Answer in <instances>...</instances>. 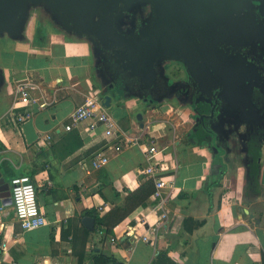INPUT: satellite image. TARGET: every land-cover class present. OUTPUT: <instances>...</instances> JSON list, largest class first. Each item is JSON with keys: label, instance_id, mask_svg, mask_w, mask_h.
<instances>
[{"label": "crops", "instance_id": "0c3cea01", "mask_svg": "<svg viewBox=\"0 0 264 264\" xmlns=\"http://www.w3.org/2000/svg\"><path fill=\"white\" fill-rule=\"evenodd\" d=\"M26 44L0 52V173L7 184L13 172L32 177L46 225L23 230L11 202H3L0 264H98L95 258L101 255L117 264L159 259L160 264H264V145L260 159L228 155L220 165L206 143L192 140L196 115L187 103L166 99L147 106L131 98L113 101L108 109L130 139L106 138L102 129L90 135L77 129L83 146L61 159L53 148L68 134L69 115L101 91L92 47L62 30ZM30 76L40 84L35 96L46 104L43 109L15 99L16 83ZM24 115L29 119L20 122ZM127 140L138 144L127 145ZM118 145L122 150L115 149ZM152 145L174 188L164 189L158 200L150 198L106 235L96 229L94 216L124 207L149 180L155 186L144 173L149 165L144 149ZM98 154L109 161L96 169L92 161ZM85 217L94 218L93 230L85 227ZM155 226V235L147 233ZM85 230L89 234L80 261ZM143 235L154 238V245Z\"/></svg>", "mask_w": 264, "mask_h": 264}, {"label": "water", "instance_id": "95a60500", "mask_svg": "<svg viewBox=\"0 0 264 264\" xmlns=\"http://www.w3.org/2000/svg\"><path fill=\"white\" fill-rule=\"evenodd\" d=\"M240 3L239 10L244 3L251 4ZM39 4L47 7L56 24L60 23L59 30L91 44L107 109L113 101L120 103L131 98L147 106L177 99L192 107L196 115L192 140L206 143L216 155L220 152L225 156L228 143L221 139V131L235 113L239 94L253 110L247 113L252 118L248 124L254 126L264 120V112H259L251 101L254 90H259L257 84L251 86L247 82L242 63L239 68L234 67L229 48L221 47L233 45L243 34L234 15V0H0V34L26 43L29 9ZM147 11L149 18L144 19ZM171 62L181 64L186 79L178 77L172 81L167 76ZM252 68L256 74V68ZM34 77L29 78L40 86ZM3 84L4 71L0 67V87ZM137 119L142 122V114ZM239 128L235 130L239 132ZM260 128L256 129L261 131ZM256 129L249 127L243 139L256 141L247 136ZM262 145L258 141L259 152L252 157L260 159ZM218 158L223 164L224 156ZM0 197L3 202L11 201L10 184L1 173ZM83 222L87 229H94V218L85 217Z\"/></svg>", "mask_w": 264, "mask_h": 264}, {"label": "built area", "instance_id": "2783aa9c", "mask_svg": "<svg viewBox=\"0 0 264 264\" xmlns=\"http://www.w3.org/2000/svg\"><path fill=\"white\" fill-rule=\"evenodd\" d=\"M40 91V86L34 82L31 78L22 82H17L14 90V96L16 100L23 103L37 105L39 109L46 107L45 103L39 102L40 100L35 94ZM29 115L20 116L19 121L25 122L29 119ZM81 128V129H80ZM73 129H79L81 133L90 135L98 132L100 129L103 131V135L106 138H112L119 141L125 140L128 134L121 130L115 118L109 113L108 109L103 105L101 91L98 90L94 94L89 95L84 103L78 106L68 117V122L65 125L66 131H72ZM47 144L51 143V137L45 136L43 138ZM130 139V138H129ZM135 144H138L136 140H132ZM127 140V145L132 143ZM117 151L122 150V146H116ZM159 151L155 146H148L144 149V155L149 162L148 167L144 170V173L150 176L155 181V191L151 198L158 200L162 197L164 189H173L174 180L168 176L162 174L165 170L164 165L158 160L157 156ZM109 161L108 156L98 154L92 164L94 168L99 169L105 166ZM11 191V205L14 208L16 217L20 222L23 230H35L46 225V219L40 211L38 204V191L32 177L28 175H19L12 179L10 184ZM3 200L0 197V225L3 223ZM166 215H162V219H165ZM150 234H156L157 228L152 227L148 229ZM143 241L154 245V238L149 235H143ZM113 240V239H112Z\"/></svg>", "mask_w": 264, "mask_h": 264}, {"label": "flooded vegetation", "instance_id": "af4514ba", "mask_svg": "<svg viewBox=\"0 0 264 264\" xmlns=\"http://www.w3.org/2000/svg\"><path fill=\"white\" fill-rule=\"evenodd\" d=\"M244 1H248L249 3L251 2V4L249 5L244 3L242 9L239 10L240 6L242 5L240 2ZM234 3V15L238 18L237 25L242 27L243 34L240 38L234 40L233 45H224L221 47L229 48L228 53L231 54L234 59V67L239 68V62L242 63V71L244 74L247 72V82L250 83L251 86L257 84L259 90H254L251 101L256 107L260 109L259 112H264V0H234ZM149 12L148 15L144 17V19L149 18ZM173 65L177 66L176 71L180 74H178V77L186 79L187 77L183 71V68L178 64H175V62L170 64V67ZM252 65L256 68L258 83L256 82V74L252 68ZM241 87L243 86H239V88ZM241 96L243 95L239 94L235 99V115L233 114V117L230 118L231 120L228 119L230 121H226L224 123V129L226 130L228 128L234 129L236 127H240V133L237 135L234 134L235 140L233 139L234 141L231 142V134L226 132L224 134V131H221V139L224 141V143H228V147L226 148L228 150V154L225 156V154H220L219 152V154L216 155V159L221 165L222 162L218 158L220 156H224L226 160V157L230 154V156H237L238 160H242V158L247 157V155L249 157V155L252 156V154L259 152L257 149L258 141L263 142L264 145V120H261L254 126L248 124L252 118L249 117L247 113H252L253 110L247 103L246 98ZM245 115H247V117H244ZM242 120H248V122L242 123L238 126L237 123L241 122ZM256 126L261 127L260 129L262 130L258 131ZM249 127L255 128L256 130L247 133V136L255 137L256 141L252 140L251 142H247L243 139V134ZM239 141L240 144L238 143ZM263 145L261 147V153L263 150ZM232 149L233 152L231 153ZM235 150L239 152L236 153Z\"/></svg>", "mask_w": 264, "mask_h": 264}, {"label": "trees", "instance_id": "16d2710c", "mask_svg": "<svg viewBox=\"0 0 264 264\" xmlns=\"http://www.w3.org/2000/svg\"><path fill=\"white\" fill-rule=\"evenodd\" d=\"M35 43H39V38H37ZM82 146L83 140L80 137L79 131L77 129H73L72 131H68V134L62 139L61 144L53 148V150L56 156L61 159H65L76 152L78 149H80ZM10 169L11 168H8V171H10ZM15 177L16 175L14 174V172L9 174L10 183ZM154 191L155 186L153 182L149 180V182L145 186L130 194V197L128 198L127 203L124 207L118 208L104 217H98L97 215H95L94 217H96V229H100L106 235H111L112 229L116 227L121 221H123L131 212H133L136 208L147 205L149 203V199L151 198ZM87 213L91 215L93 214L92 212ZM88 234L89 231L85 230L83 236V248L80 252V261L84 258V248L87 242ZM162 256L165 257V255ZM159 260L154 264H160ZM95 262L98 264H117L113 257H107L103 255L96 257Z\"/></svg>", "mask_w": 264, "mask_h": 264}, {"label": "rangeland", "instance_id": "374dc122", "mask_svg": "<svg viewBox=\"0 0 264 264\" xmlns=\"http://www.w3.org/2000/svg\"><path fill=\"white\" fill-rule=\"evenodd\" d=\"M29 14H30V16H29V19L26 23V29H27V34H29L27 36H28V41L30 43H34L36 45L35 42L41 34H44V33L46 34L47 32H50V31H53V32L59 31V29H61L60 23H57V24L55 23V21L53 20L49 10L47 9V7L44 4H39L37 6H31L29 9ZM23 44L24 43L19 44V42H12L10 39H8L6 34H3V35L0 34V52L6 51V49H8L9 47H12L13 45L16 48H24ZM34 44H31V45L34 46ZM0 60H1V57H0ZM171 63H174V62H171ZM175 64H178L180 67H182L181 64H179L177 62H175ZM176 67H177L176 65H173L171 67H170V65L167 66L166 74L169 78H171L172 81L178 79V74L176 73V70H177ZM174 101H175V99H174ZM152 113H153L152 115L156 114V112H154V111ZM171 123H173V122H171ZM172 126H174V125L172 124ZM235 129L236 128H234V129L228 128L227 130L224 129V134H225V132L228 134H231V137H232L231 142H233L235 140L234 134L237 135L240 132V130H239V132H237ZM169 140H170L169 136L165 137L164 138V144H166ZM238 143L240 144V141ZM235 151H236V153L239 152L237 150H235ZM232 152H233V149H232L231 153Z\"/></svg>", "mask_w": 264, "mask_h": 264}]
</instances>
